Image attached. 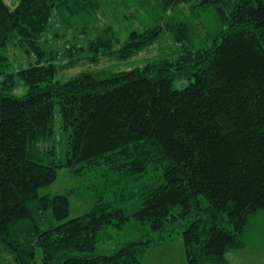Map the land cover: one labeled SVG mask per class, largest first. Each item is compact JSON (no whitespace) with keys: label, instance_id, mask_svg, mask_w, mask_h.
I'll return each mask as SVG.
<instances>
[{"label":"trees","instance_id":"trees-1","mask_svg":"<svg viewBox=\"0 0 264 264\" xmlns=\"http://www.w3.org/2000/svg\"><path fill=\"white\" fill-rule=\"evenodd\" d=\"M106 18L124 37L107 24L67 46V63L38 45L53 19L86 37ZM9 45L33 61L11 70ZM105 58L117 64L97 68ZM62 168L140 182L141 204L129 214L97 201L68 219L66 195H39ZM259 212L264 0H0V264H141L173 232L188 264H229ZM132 218L147 236L99 254L98 233Z\"/></svg>","mask_w":264,"mask_h":264},{"label":"rangeland","instance_id":"rangeland-1","mask_svg":"<svg viewBox=\"0 0 264 264\" xmlns=\"http://www.w3.org/2000/svg\"><path fill=\"white\" fill-rule=\"evenodd\" d=\"M107 24H112L120 30V37H124V32L118 27L119 22L115 23L108 18L102 20L94 28L89 29L85 33L86 37L79 35L78 32L70 31L64 33L60 24L56 19H53L48 29L39 39L38 45L48 55L55 57V60H52L57 65H61L62 63H67L66 58H68L69 54L66 49L67 46L85 44L86 40L94 39ZM8 51L11 70L25 68L33 61L32 57L29 58L23 53V50L14 47V45H9ZM158 54L157 45L150 47L134 56L128 62L122 63L121 66L123 67L121 69L142 65ZM113 64L117 63L105 58L100 60L97 68L108 67ZM76 65L72 69H61L58 74L60 75L59 77L65 79L78 72L80 70L79 64ZM81 67L86 68V63ZM90 68L92 69L94 66L91 65ZM185 84L186 81H177L174 84V88L184 87ZM64 139L57 144L58 155L65 150ZM101 169L97 171L89 170L79 176H74L68 169L62 168L57 171L55 182L40 189L39 195L47 197L66 195L69 200L68 219L88 213L97 201L108 203L113 209H122L129 214L134 212L141 204V193L144 191L141 187L142 183L126 178L119 179L113 174L106 176L104 168ZM147 177L157 183L160 175L157 172L153 173L150 171L146 179ZM116 179L117 182L115 181ZM119 181L121 182L118 183ZM144 181L145 179L141 182ZM261 223L263 221L258 220V217H251L244 232L245 247L241 250L227 253L226 258L229 264H264V225ZM147 232L148 230L142 228L133 218L121 228H104L97 235V251L102 255H110L120 243L146 237ZM6 264H9V262ZM141 264H188L180 234L173 232L170 238L167 237V239L156 245H150L143 253Z\"/></svg>","mask_w":264,"mask_h":264},{"label":"crops","instance_id":"crops-1","mask_svg":"<svg viewBox=\"0 0 264 264\" xmlns=\"http://www.w3.org/2000/svg\"><path fill=\"white\" fill-rule=\"evenodd\" d=\"M253 217H258V220H262L263 223H261V224L264 225V213L256 214V215H254Z\"/></svg>","mask_w":264,"mask_h":264}]
</instances>
